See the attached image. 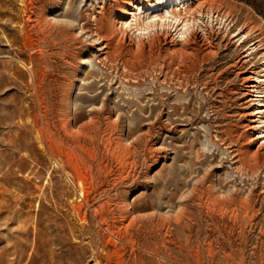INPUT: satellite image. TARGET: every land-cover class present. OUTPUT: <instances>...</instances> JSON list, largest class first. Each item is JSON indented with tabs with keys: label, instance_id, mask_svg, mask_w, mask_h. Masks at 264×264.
Here are the masks:
<instances>
[{
	"label": "rangeland",
	"instance_id": "374dc122",
	"mask_svg": "<svg viewBox=\"0 0 264 264\" xmlns=\"http://www.w3.org/2000/svg\"><path fill=\"white\" fill-rule=\"evenodd\" d=\"M0 264H264V0H0Z\"/></svg>",
	"mask_w": 264,
	"mask_h": 264
},
{
	"label": "bare ground",
	"instance_id": "6f19581e",
	"mask_svg": "<svg viewBox=\"0 0 264 264\" xmlns=\"http://www.w3.org/2000/svg\"><path fill=\"white\" fill-rule=\"evenodd\" d=\"M169 23V22H168ZM159 25L161 24V25H166L164 22H160V23H158ZM158 24H156V22L154 23V24H148V25H146L144 28H142L143 30H146V32L148 31V32H150V31H152L153 29H154V27L155 26H157ZM170 25V24H169ZM157 28V27H156ZM194 28V26H192V25H190V24H185L184 26H183V29H182V31H183V34H186V33H188L191 29H193ZM192 32V31H191Z\"/></svg>",
	"mask_w": 264,
	"mask_h": 264
}]
</instances>
